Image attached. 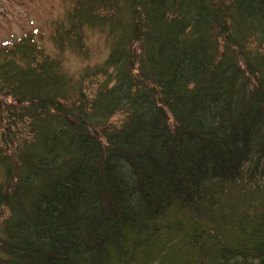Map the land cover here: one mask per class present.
<instances>
[{
    "label": "trees",
    "instance_id": "obj_1",
    "mask_svg": "<svg viewBox=\"0 0 264 264\" xmlns=\"http://www.w3.org/2000/svg\"><path fill=\"white\" fill-rule=\"evenodd\" d=\"M51 40L0 44V264H264V0H73Z\"/></svg>",
    "mask_w": 264,
    "mask_h": 264
},
{
    "label": "rangeland",
    "instance_id": "obj_2",
    "mask_svg": "<svg viewBox=\"0 0 264 264\" xmlns=\"http://www.w3.org/2000/svg\"><path fill=\"white\" fill-rule=\"evenodd\" d=\"M73 0H0V44H6L25 32L34 31L38 41L49 52L56 53L51 35L55 29V21L63 19ZM87 45L91 50L90 59L84 60L71 51L58 55L62 58L65 68L72 74L87 64L102 60L108 53L105 36L97 31L87 32ZM5 105L16 104L12 97L2 98ZM116 115L115 121L122 119ZM7 215L0 212V222Z\"/></svg>",
    "mask_w": 264,
    "mask_h": 264
}]
</instances>
